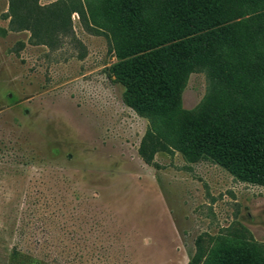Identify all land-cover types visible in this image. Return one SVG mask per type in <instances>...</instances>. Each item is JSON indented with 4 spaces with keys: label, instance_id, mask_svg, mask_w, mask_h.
<instances>
[{
    "label": "rangeland",
    "instance_id": "1",
    "mask_svg": "<svg viewBox=\"0 0 264 264\" xmlns=\"http://www.w3.org/2000/svg\"><path fill=\"white\" fill-rule=\"evenodd\" d=\"M62 0H0V264H189L264 244V185L167 151L125 98L106 23ZM204 70L182 105L198 109Z\"/></svg>",
    "mask_w": 264,
    "mask_h": 264
},
{
    "label": "trees",
    "instance_id": "2",
    "mask_svg": "<svg viewBox=\"0 0 264 264\" xmlns=\"http://www.w3.org/2000/svg\"><path fill=\"white\" fill-rule=\"evenodd\" d=\"M106 23L125 98L167 151L209 156L243 181L264 185V0H62ZM204 70L198 109L182 105ZM192 262L201 261V248ZM203 264H264V244L230 239Z\"/></svg>",
    "mask_w": 264,
    "mask_h": 264
}]
</instances>
